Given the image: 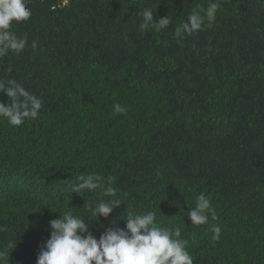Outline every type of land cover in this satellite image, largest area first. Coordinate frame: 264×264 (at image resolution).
Here are the masks:
<instances>
[{"label":"trees","instance_id":"trees-1","mask_svg":"<svg viewBox=\"0 0 264 264\" xmlns=\"http://www.w3.org/2000/svg\"><path fill=\"white\" fill-rule=\"evenodd\" d=\"M208 3L27 0L32 15L12 31L28 44L0 59V79L23 84L43 107L19 128L0 120L9 264H36L59 213L89 216L83 206L100 189L71 193L81 173L105 186L114 178L125 202L99 218L104 227L115 219L124 228L126 211H155L162 227L181 229L194 264H264V0H220L213 26L177 43L175 27ZM144 8L172 24L141 33ZM115 103L126 112L114 115ZM201 193L217 219L194 226L187 212Z\"/></svg>","mask_w":264,"mask_h":264},{"label":"clouds","instance_id":"clouds-1","mask_svg":"<svg viewBox=\"0 0 264 264\" xmlns=\"http://www.w3.org/2000/svg\"><path fill=\"white\" fill-rule=\"evenodd\" d=\"M221 8L220 0H209L207 7L198 4L174 29V39L177 43L184 36H192L203 28H211L217 19ZM153 11L144 8L138 12L141 18L139 29L141 33L155 31L160 33L173 22L171 15L153 19ZM32 13L27 7V0H0V59L22 53L27 44L28 36L20 37L12 31L13 23L27 21ZM35 41L32 47H35ZM0 93L7 96V102L0 101V120L15 128L22 126L26 120H35L43 107L42 100L27 90L15 79H0ZM114 115L126 112L119 103L113 105ZM97 174L81 173L75 177L71 193L83 196L85 192L94 193L100 189L99 199L86 202L83 208L89 214L86 218L75 214L70 209L59 213V218L49 221L50 238L41 245L36 264H194L188 251V241L182 238L180 228L162 227L157 220L155 211H126L121 219L124 228L117 227L115 219L110 226L100 224V217L109 218L114 209L125 203L117 195V189L112 186L114 178H108V185L101 182ZM128 207V205H127ZM191 225L210 224V219H217L216 210L210 199L203 193L196 197L195 206L187 212ZM103 227V232L97 239L92 232V222ZM0 227V231H4ZM213 239H219L220 227L211 224L209 229ZM16 242L8 247L12 250ZM0 264H9L5 252H0Z\"/></svg>","mask_w":264,"mask_h":264}]
</instances>
